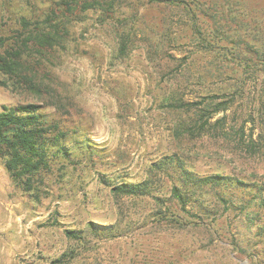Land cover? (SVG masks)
<instances>
[{
	"label": "rangeland",
	"instance_id": "1",
	"mask_svg": "<svg viewBox=\"0 0 264 264\" xmlns=\"http://www.w3.org/2000/svg\"><path fill=\"white\" fill-rule=\"evenodd\" d=\"M53 9L62 38L36 56L23 44ZM11 45L0 111L41 104L71 153L28 190L0 152V264H264V151L242 139L260 131L264 0H0Z\"/></svg>",
	"mask_w": 264,
	"mask_h": 264
},
{
	"label": "trees",
	"instance_id": "2",
	"mask_svg": "<svg viewBox=\"0 0 264 264\" xmlns=\"http://www.w3.org/2000/svg\"><path fill=\"white\" fill-rule=\"evenodd\" d=\"M90 5V4H89ZM88 6L86 5L85 8ZM73 9L70 2L66 3V10ZM58 16L56 10L48 13V18L44 22L47 24V31L36 29L30 37L25 39L23 46L28 48V43L35 39L32 52L37 56L44 45L55 48L62 38V26L54 23ZM14 45V44H13ZM11 45L4 53H0V71L6 74L16 72L20 63L16 60L20 57L19 51ZM38 60L35 62L37 63ZM42 105L36 102L20 103L15 106H4L0 111V152L4 158L5 166L13 179L23 183L25 189L31 190L34 186V177L42 170H47L51 166V161L57 157L69 156L70 148L64 141L71 135V131L59 128L56 124L49 122L46 114L42 112ZM259 122V133L255 138L250 135L248 139H243V148L256 153L264 151V97H261L257 108ZM253 122L256 120L252 117ZM183 181L187 184L206 185L223 182L227 186H238L242 188H252L250 183L225 175H211L208 177H195L191 172L183 170ZM116 193L136 194L143 191V185L138 183H121L113 187ZM173 192L179 199L182 206L187 205L188 195L178 186ZM263 204L264 200L262 199ZM259 235L264 233V227H260ZM75 230H67L72 237L76 236ZM62 261L61 258L55 260Z\"/></svg>",
	"mask_w": 264,
	"mask_h": 264
}]
</instances>
